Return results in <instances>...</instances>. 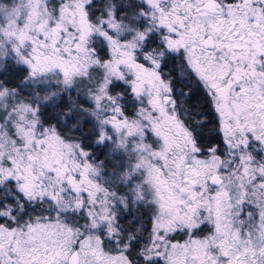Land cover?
<instances>
[{
	"label": "snow or ice",
	"instance_id": "1",
	"mask_svg": "<svg viewBox=\"0 0 264 264\" xmlns=\"http://www.w3.org/2000/svg\"><path fill=\"white\" fill-rule=\"evenodd\" d=\"M0 264H264V0H0Z\"/></svg>",
	"mask_w": 264,
	"mask_h": 264
}]
</instances>
